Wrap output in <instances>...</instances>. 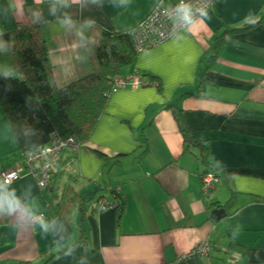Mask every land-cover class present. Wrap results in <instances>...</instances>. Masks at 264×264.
I'll use <instances>...</instances> for the list:
<instances>
[{
    "label": "crops",
    "instance_id": "crops-1",
    "mask_svg": "<svg viewBox=\"0 0 264 264\" xmlns=\"http://www.w3.org/2000/svg\"><path fill=\"white\" fill-rule=\"evenodd\" d=\"M160 1L174 0H0V33L44 23L61 87L92 72V24L134 29ZM121 74L139 75L143 86L110 94L86 144L60 156L49 189L25 169L10 185L0 179V264H45L59 250L46 264H264V0H216ZM172 107L227 174L206 197L209 167L199 147L184 150ZM23 158L0 109V172ZM219 201L226 217L211 219ZM101 202L109 208L100 212ZM202 242L207 256L178 260Z\"/></svg>",
    "mask_w": 264,
    "mask_h": 264
},
{
    "label": "trees",
    "instance_id": "trees-1",
    "mask_svg": "<svg viewBox=\"0 0 264 264\" xmlns=\"http://www.w3.org/2000/svg\"><path fill=\"white\" fill-rule=\"evenodd\" d=\"M254 26L256 23L227 30L225 34L246 32ZM133 31L107 32L92 24L86 39L92 72L61 87L55 83L48 59L44 23L22 25L0 33V109L24 157L48 145L53 134L61 141H75L76 150L63 152H76L86 144L105 110L108 97L116 91L117 82L125 78L121 73L133 64L137 56ZM171 111L180 130L184 150L200 148V157L197 158L209 167L203 174L211 171L219 179L226 177L219 166H213L207 160L208 148L193 138L183 123L182 110L172 107ZM118 164L115 158L110 166ZM60 165L61 160L57 168ZM80 240H85L84 235H80ZM229 246L236 248L238 245L231 241ZM62 252H52L45 264Z\"/></svg>",
    "mask_w": 264,
    "mask_h": 264
},
{
    "label": "built area",
    "instance_id": "built-area-1",
    "mask_svg": "<svg viewBox=\"0 0 264 264\" xmlns=\"http://www.w3.org/2000/svg\"><path fill=\"white\" fill-rule=\"evenodd\" d=\"M216 0H175L171 4L163 6L158 2L150 13L134 28L132 40L136 53H140L152 46L169 40L187 30L189 26L202 17L215 4ZM185 9V13L180 11ZM143 85L139 75L134 74L119 80L116 89L126 86L138 88ZM66 149L76 150L73 139L61 141L56 134L52 135L48 145L30 153L23 158L21 167L0 172L2 185H10L21 178L22 169L31 176L40 191L50 188L52 177L57 168L60 156ZM220 183V179L213 172H206L201 176V194L206 197ZM109 208L107 202L99 204V211ZM209 243L202 242L192 248L186 255H181L178 260L194 259L207 256ZM173 264V263H168Z\"/></svg>",
    "mask_w": 264,
    "mask_h": 264
},
{
    "label": "water",
    "instance_id": "water-1",
    "mask_svg": "<svg viewBox=\"0 0 264 264\" xmlns=\"http://www.w3.org/2000/svg\"><path fill=\"white\" fill-rule=\"evenodd\" d=\"M112 193L117 195L116 191H112ZM226 205H227V202L222 203L219 201L216 204L217 208L210 211L211 219L220 220L222 218H225L226 217V211H227Z\"/></svg>",
    "mask_w": 264,
    "mask_h": 264
},
{
    "label": "clouds",
    "instance_id": "clouds-1",
    "mask_svg": "<svg viewBox=\"0 0 264 264\" xmlns=\"http://www.w3.org/2000/svg\"><path fill=\"white\" fill-rule=\"evenodd\" d=\"M180 11L184 12L185 16H187V11L185 9H180ZM8 208L10 211L15 210L16 208H18V202H9Z\"/></svg>",
    "mask_w": 264,
    "mask_h": 264
},
{
    "label": "rangeland",
    "instance_id": "rangeland-1",
    "mask_svg": "<svg viewBox=\"0 0 264 264\" xmlns=\"http://www.w3.org/2000/svg\"><path fill=\"white\" fill-rule=\"evenodd\" d=\"M190 26H191V25H190ZM190 26H189V27H190Z\"/></svg>",
    "mask_w": 264,
    "mask_h": 264
}]
</instances>
